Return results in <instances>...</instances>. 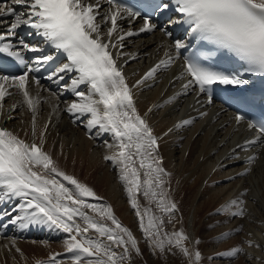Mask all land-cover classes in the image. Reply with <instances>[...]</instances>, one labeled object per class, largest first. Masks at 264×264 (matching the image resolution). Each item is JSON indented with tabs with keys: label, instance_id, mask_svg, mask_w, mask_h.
<instances>
[{
	"label": "snow or ice",
	"instance_id": "snow-or-ice-1",
	"mask_svg": "<svg viewBox=\"0 0 264 264\" xmlns=\"http://www.w3.org/2000/svg\"><path fill=\"white\" fill-rule=\"evenodd\" d=\"M165 12L171 13L168 25L181 29L182 38L162 45L167 49L165 58L130 84L119 61L123 58L127 64L136 56L122 51L124 41L155 31L158 25L153 22V14ZM124 20L129 24L126 31L120 23ZM136 20L143 23L133 30L131 25ZM0 26L5 29L0 31V56L15 62L12 71L0 68V116L3 101L12 95L11 89L18 91L23 97L21 103L32 112L30 133L26 132L24 137L0 126V230L15 225L22 229L36 226L66 234L64 253L53 252L47 259H35L34 264H132L133 253L142 255L136 237L116 218L112 206L90 203L89 199L102 198L86 183L62 170L58 160L45 150L48 124L43 128L37 126L42 85L41 77L35 73L60 59L64 62L57 63L45 77L59 85L60 92L51 95H74L65 111L73 123L90 117L85 123L90 138L110 134L112 142L105 140L104 145L111 152L103 159L119 170L118 178L136 211L151 254L167 260L178 249L187 258V264H204L205 260L211 264L214 257L235 258L245 251L241 246H230L206 256L198 247L199 238L191 241V247L185 245L190 237L183 227L165 231V224L173 223L180 209L166 187L171 173L163 167L159 138L148 120L152 108L141 114L133 89L153 78L158 69L180 61L181 72L175 79L184 82L177 95L196 92V102L203 108L215 103L219 86L239 88L250 83L246 77L264 78V0H142L139 7L129 5L127 0H0ZM22 27L29 29L27 36L37 37L38 42L19 35ZM160 31L169 38L173 36L167 26L160 27ZM26 53L35 55L29 58ZM227 64L235 65L236 70ZM176 98L174 95L166 103ZM241 103L250 105L252 101ZM17 106L12 104L9 111ZM196 111L198 117L208 115L207 111ZM196 118L184 119L175 127L191 125ZM231 119L237 126L246 125L254 130L251 139L236 145L244 152L255 148L254 153L244 157L246 167L236 174L238 177L251 173L264 155V119L254 118L246 107H236ZM94 129L98 130L93 134ZM236 149L232 155L239 159ZM248 191L244 188L215 210L216 215L223 216L217 225L248 214L244 199ZM138 194L150 205L154 202L159 214L151 207H142ZM9 203L12 207L5 208ZM182 221L180 217L176 223ZM231 231L223 232L221 237L229 236ZM245 243L252 248H264L254 239ZM16 251L21 252L19 248ZM255 259L264 264L261 257Z\"/></svg>",
	"mask_w": 264,
	"mask_h": 264
},
{
	"label": "bare ground",
	"instance_id": "bare-ground-1",
	"mask_svg": "<svg viewBox=\"0 0 264 264\" xmlns=\"http://www.w3.org/2000/svg\"><path fill=\"white\" fill-rule=\"evenodd\" d=\"M104 7L106 9L107 5ZM120 23L125 31L128 30L127 20ZM138 26V20L131 25L132 28ZM167 44H170L167 37L159 31L126 38L122 51L136 56L135 59H129L127 64L123 63V58L119 61L128 81L134 84L149 68L164 59L167 49L162 45ZM180 72L181 62L176 61L166 69H158L153 78L134 89L140 110L148 111L152 108L148 116L155 130L163 134L172 129L161 138L160 145L163 167L171 173L166 187L170 188L171 197L180 209L170 230H178L179 225L183 227L190 237V241H186L189 247L191 241L199 238L201 243L198 247L206 256L228 250L230 246H241L245 249L235 258L214 257L211 264H261L255 257L259 256L264 260V248L249 247L245 241L254 239L264 245V155L253 166L251 173L236 176L246 167L244 157L255 152V148H249L247 152L241 151L236 149V145L251 139L254 130L247 129L246 125L237 126L231 119L233 114L219 104L201 108L196 102V92L177 95L182 91L181 85L184 82L175 79ZM31 87L32 94L35 95L36 86ZM82 90H86V87ZM11 92L12 95L3 101L0 125L9 127L24 137L26 132L30 133L32 112L21 103L23 97L16 89H11ZM51 92L53 91L42 86V99L36 112L38 128L48 124L45 150L52 153L58 160L59 167L66 173L74 175L88 186L95 184L93 189L97 192V197L102 196V199H89V202L111 205L115 216H119L116 218L120 223L131 230L139 243L147 244L140 230L136 211L131 207L124 184L118 178L119 170L110 161L103 159L104 155L111 152L104 145L105 140L109 141L108 134L105 133L104 139L90 138L85 127L86 119L90 117H85L84 122L73 123L72 117L65 111L67 103L75 99L74 95L62 99L59 95L52 96ZM174 95L177 98L166 103ZM201 100L203 101V97ZM12 104L18 106L14 111H9ZM197 109L207 111L208 115L198 117ZM9 116L12 118H7ZM191 117H197L191 125L175 127L178 122ZM97 130L94 129L93 134ZM233 149H236L239 159L232 155ZM221 164L226 167H221ZM229 177L234 178L228 179ZM244 188L249 189L244 196L248 214L245 217H236L227 224L217 225L216 222L223 216L216 215L215 210L235 198ZM137 198L142 207H151L153 212L159 214L154 202L150 205L142 194H138ZM180 217H183L182 223H176ZM165 220L167 221V217ZM209 225L213 227L210 229ZM230 229L232 231L229 236L221 237L223 232ZM65 238L66 234L49 229L44 236L29 237L26 229L19 228L8 237L0 236V264H34L35 259H47L53 252L64 253ZM16 248L21 252H17ZM178 252L175 249L176 254H169L164 263L167 261V264H182L179 258L181 253ZM249 255L251 259L248 258ZM161 260L158 255L151 254L148 246L144 249L143 256L133 254L132 264H153L154 261Z\"/></svg>",
	"mask_w": 264,
	"mask_h": 264
},
{
	"label": "rangeland",
	"instance_id": "rangeland-1",
	"mask_svg": "<svg viewBox=\"0 0 264 264\" xmlns=\"http://www.w3.org/2000/svg\"><path fill=\"white\" fill-rule=\"evenodd\" d=\"M79 178H80V175H79ZM94 185H95V184H92L90 187L93 189ZM97 189H99V188H97ZM93 190H94V189H93ZM96 191H98V190H96ZM96 193H97V192H96ZM100 197H102V196H100ZM116 216H118V215H116ZM118 218H119V216H118ZM173 220H174V219H173ZM166 224H167V226H166ZM166 224H165V231L171 232L170 229H171V227L173 226V223H166ZM166 227H167V228H166ZM180 228H181V226L179 225V226H178V230H179ZM185 242H186V241H185ZM138 244H139V247L142 249L141 252H142V256H143L144 249L148 247V244H143V243H139V242H138ZM145 245H147V246H145ZM185 245H186V246H189L187 242L185 243ZM142 246H143V247H142ZM174 251H175V249H174ZM178 253H179V252H178ZM133 254H134V253H133ZM179 254H180V253H179ZM177 255H178V254H177ZM139 257H141V255H140ZM183 257H184L183 255H181V254L179 255V258H180L181 263H182V264H186V263H187V260H186L187 258H185V257L183 258ZM160 259H162V258H160ZM183 260H184V261H183ZM182 261H183V262H182ZM161 262H163V264H167V261H165V263H164V259H162L160 262H156V261H154L153 264H160ZM204 264H206V261L204 262Z\"/></svg>",
	"mask_w": 264,
	"mask_h": 264
}]
</instances>
